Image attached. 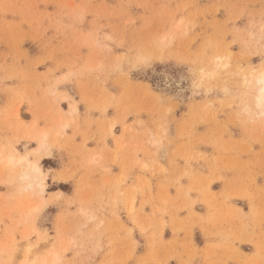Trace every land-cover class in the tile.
Returning a JSON list of instances; mask_svg holds the SVG:
<instances>
[{
  "label": "rangeland",
  "instance_id": "rangeland-1",
  "mask_svg": "<svg viewBox=\"0 0 264 264\" xmlns=\"http://www.w3.org/2000/svg\"><path fill=\"white\" fill-rule=\"evenodd\" d=\"M262 60L264 0H0V264H264Z\"/></svg>",
  "mask_w": 264,
  "mask_h": 264
},
{
  "label": "bare ground",
  "instance_id": "bare-ground-1",
  "mask_svg": "<svg viewBox=\"0 0 264 264\" xmlns=\"http://www.w3.org/2000/svg\"><path fill=\"white\" fill-rule=\"evenodd\" d=\"M227 54L229 55L230 52L228 51ZM227 62L228 60L225 59V62L223 63L226 64ZM244 77H245L244 85L252 88L253 90V92L251 91L252 92L251 99L253 101L252 106L255 107V110H257V113L260 114V116L264 115V108H262L260 105L261 88L264 87V84L261 83V81L264 80V60L259 62L257 67H251L247 75L245 74ZM249 109L250 107L246 106V110L248 111ZM76 111H77L76 106H72L70 113H75ZM67 124L68 123L65 122L63 124V128H65ZM47 135H48V131L43 129L41 131L39 139L37 140L38 141L37 146L29 152L19 153L17 151L11 150L4 158H2L0 153L1 156L0 160L1 162H3L2 169L4 170L6 177L7 175L11 174L14 170H17L18 171L17 181L21 185V191L23 189H31L32 192H36L39 195H41L40 200L38 199L39 201L38 205H42L45 201L44 198H42V192L44 191L45 188L46 174L43 171L38 161L40 157H37L36 159L35 158L31 159L30 154L34 153L36 155H39L41 154L42 151H45L44 154L48 153L49 148L46 139ZM6 177L3 178V180L4 179L6 180ZM7 181L9 182V179H7ZM9 183H11V181ZM57 194H61V192L57 191ZM30 208L36 209L37 205L32 206ZM54 253L51 254L50 260H44L40 264H54L56 260H58L57 259L58 256H56ZM27 262L28 261L24 262V264H29Z\"/></svg>",
  "mask_w": 264,
  "mask_h": 264
},
{
  "label": "snow or ice",
  "instance_id": "snow-or-ice-1",
  "mask_svg": "<svg viewBox=\"0 0 264 264\" xmlns=\"http://www.w3.org/2000/svg\"><path fill=\"white\" fill-rule=\"evenodd\" d=\"M261 83L264 84V80H262ZM260 105L262 108H264V87L261 88Z\"/></svg>",
  "mask_w": 264,
  "mask_h": 264
},
{
  "label": "crops",
  "instance_id": "crops-1",
  "mask_svg": "<svg viewBox=\"0 0 264 264\" xmlns=\"http://www.w3.org/2000/svg\"><path fill=\"white\" fill-rule=\"evenodd\" d=\"M118 176H119V175H117V174H113V173H112V175H111V179L114 180V179L118 178ZM119 177H120V176H119Z\"/></svg>",
  "mask_w": 264,
  "mask_h": 264
}]
</instances>
